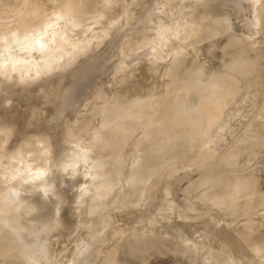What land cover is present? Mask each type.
I'll use <instances>...</instances> for the list:
<instances>
[{
  "label": "rangeland",
  "instance_id": "374dc122",
  "mask_svg": "<svg viewBox=\"0 0 264 264\" xmlns=\"http://www.w3.org/2000/svg\"><path fill=\"white\" fill-rule=\"evenodd\" d=\"M0 10V264H264V0Z\"/></svg>",
  "mask_w": 264,
  "mask_h": 264
},
{
  "label": "bare ground",
  "instance_id": "6f19581e",
  "mask_svg": "<svg viewBox=\"0 0 264 264\" xmlns=\"http://www.w3.org/2000/svg\"><path fill=\"white\" fill-rule=\"evenodd\" d=\"M15 1H16V0H15ZM39 1L42 2V0H39ZM52 1H53V0H52ZM100 1H101V0H100ZM7 2H8V1H7ZM13 2H14V1H13ZM68 2H69V1H68ZM94 2H95V1H94ZM10 3H11V2H10ZM66 3H67V2H66ZM75 3H76V2H75ZM77 3H78V0H77ZM87 3H88V2H87ZM31 4H32V3H31ZM73 4H74V3H73ZM19 5H20V4H19ZM33 5H34V4H33ZM55 5H56V4H55ZM67 5H68V4H67ZM67 5H66V6H67ZM82 5H83V3H82ZM9 6H10V5H9ZM56 6H57V5H56ZM58 6H59V5H58ZM1 7H2V5H1ZM4 7H5V6H4ZM70 7H71V6H70ZM74 7H75V6H74ZM21 8H22V7H21ZM68 8H69V7H68ZM12 9H13V8H12ZM14 9H15V8H14ZM14 9H13V10H14ZM27 9H28V8H27ZM3 10H4V9H3ZM13 10H11V11H13ZM78 10H79V9H78ZM0 11H1V10H0ZM35 11H36V10H35ZM6 12H7V10H6ZM65 12H67V11H65ZM68 12H69V11H68ZM12 13H13V12H12ZM69 13H70V12H69ZM13 14H14V13H13ZM44 14H45V13H44ZM53 14H54V13H53ZM62 14H63V12H62ZM70 14H72V13H70ZM70 14H69V15H70ZM73 14H74V13H73ZM14 15H15V14H14ZM59 15H61V14H59ZM65 15H66V14H65ZM1 16H2V15H1ZM70 17H71V16H70ZM75 17H76V16H75ZM9 18H10V17H9ZM25 18H27V17H25ZM31 18H33V16H32ZM34 18H36V17L34 16ZM34 18H33V19H34ZM39 18H40V16H39ZM39 18H36V19H39ZM61 18L63 19L62 16H61ZM65 18H66V17H65ZM67 18H68V17H67ZM77 18H78V17H77ZM89 18H90V17H89ZM91 18H92V17H91ZM18 19H19V17H18ZM69 19H70V18H69ZM73 19H74V17H73ZM16 20H17V19H16ZM86 20H87V19H86ZM89 20H91V19H89ZM31 21H32V20H31ZM31 21H30V22H31ZM38 21H40V20H38ZM67 21H68V20H67ZM81 21H82V20H81ZM0 22H1V21H0ZM10 22H11V21H10ZM14 22H15V21H14ZM65 22H66V21H65ZM85 22H86V21H85ZM85 22H83V23H85ZM89 22H90V21H89ZM32 23H33V22H32ZM39 23H40V22H39ZM39 23H38V24H39ZM81 23H82V22H81ZM19 24H20V23H19ZM24 24H26V23H24ZM30 24H31V23H30ZM36 24H37V22H36ZM42 24H43V23H42ZM48 24H49V22H48ZM96 24H97V23H96ZM46 25H47V23H46ZM91 25H93V24H91ZM21 26H22V25H21ZM21 26H18L19 28L16 26L18 29H16V27H14V28H15L14 31H13L14 34H13V32H11V34L13 35V36L11 35L12 37H11L10 34H9L10 32H8L9 35L5 34V33H7V32L4 33V35H6V36H4V38H6V37L10 38V37H11L10 39H7V41H6V39L2 38V37H3V34L1 33L0 38H2V40L0 39V43H1L0 45H1V46L4 45V44L2 45V41H3V40H5V42L3 41L4 43H6V42H8V41H9L8 43H12V42L15 43L16 41H17V43H18V39H19V38L22 39V37L24 36L23 33H24V34H30V33H34V32H35V27H34V26H33L34 28H33V27H30V26H26V27H25V26L21 27ZM70 27H72V26H70ZM198 27H199V26H198ZM261 27H262V26H261ZM20 28H21V30H19ZM64 28H65V27H64ZM52 29H53V28H52ZM15 30H16V32H15ZM78 31H79V30H78ZM98 31H99V30H98ZM61 32H63V31H61ZM35 33H36V32H35ZM106 33H107V32H106ZM22 35H23V36H22ZM53 35H54V34H53ZM9 36H10V37H9ZM20 36H22V37H20ZM63 36H64V35H63ZM26 37H27V36H26ZM33 37H35V36L33 35ZM38 37H39V36H38ZM91 37H93V36H91ZM29 38H31V37H29ZM36 38H37V37H36ZM88 38H89V37H88ZM34 39H35V38H34ZM34 39H31V41H32V40L34 41ZM93 39H94V38H93ZM19 41H21V40H19ZM8 43H7V45H8ZM13 43H12V44H13ZM31 43H33V42H31ZM31 43L29 42L30 45H31ZM35 43H36V42H35ZM41 43H42V45H41V46H38V49H37V46H36L35 49H37V50L40 49V50H41L42 47L46 44V43L43 44L44 41H41V39H40V44H41ZM53 43H54V42H53ZM55 43H56V42H55ZM88 43H89V42H88ZM12 44H11V45H12ZM18 44H19V43H18ZM27 44H28V43H27ZM27 44H26V47H29V44H28V46H27ZM33 44H34V43H33ZM33 44H32V46H34ZM11 45H8V46H11ZM1 46H0V47H1ZM5 46H6V44H5ZM49 46H50V45H49ZM22 47H23V48H22ZM24 47H25V46H21V48H17V50H18V49L23 50ZM30 47H31V46H30ZM34 47H35V46H34ZM34 47H33V48H30V49H34ZM10 48H11L10 51H13L14 48H15V46L13 45V46H11ZM10 48H9V49H10ZM4 49H7V48L3 46V50H4ZM30 49H27V51L30 50ZM50 49H51V47H50ZM56 49H57V48H56ZM73 49H74V48H73ZM3 50H2V48L0 49V53H1V54H3V53H2ZM17 50L15 49L14 51L17 52ZM20 50H19V53H22ZM25 50H26V48L24 49V52H23V53L27 52V51H25ZM37 50H36V51H37ZM4 51H6V50H4ZM4 51H3V52H4ZM8 51H9V50H8ZM33 51H34V50H33ZM33 51L31 50V53H32ZM72 51H73V50H72ZM28 52H29V51H28ZM28 52H27V53H28ZM34 52H35V51H34ZM34 52H33V55L35 56L36 53H34ZM244 52H245V51H244ZM8 53H9V52H8ZM23 53H22V54H23ZM27 53H25V54H23V55H25V57H28V56L30 55L29 57L33 59V56L31 55V53L29 52V53H30L29 55H28ZM38 53H39V52H38ZM48 53H49V52H48ZM70 53H71V52H70ZM1 54H0V55H1ZM4 54L6 55V53H4ZM10 54H11V55L13 54L12 56H14V55H16V54H17L18 56H19V55H22V54H18V53H15V54H14V52H13V53L10 52ZM10 54L7 55V57L11 56ZM50 54H51V53H50ZM66 54H67V53H66ZM68 54H69V53H68ZM71 54H72V53H71ZM73 54H74V52H73ZM73 54H72V55H73ZM83 54H84V53H83ZM229 54H231V53H229ZM17 55H16L15 57H17ZM27 55H28V56H27ZM42 55H43V54H42ZM46 55H47L46 57L44 56L45 59H43V61L41 60V62H42L41 64H42V65L40 64V62H36L38 65H39V64L41 65V66H38V65H37L38 67H40V69H39L38 67L35 68V71H36L37 73H38V71L41 70V67L43 66L44 63H45L44 65L46 66V65H47L46 63H47L49 60L52 59V58H51V55H49V54H46ZM56 55H57V54H56ZM31 56H32V57H31ZM36 56H38V54H37ZM36 56H35V57H36ZM39 56H41V55H39ZM39 56H38V57H39ZM69 56H70V55H69ZM2 57H3V56L1 55V58H2ZM4 57H5V56H4ZM15 57H14V58H15ZM29 57H28V59H29ZM38 57H36V58H38ZM62 57H63V56H62ZM256 57H257V56H256ZM1 58H0V69H2V68L4 69V68H5L4 71L6 70V68H8V66H10L11 68L15 67V66H16V65H15L16 62H17V64H18V63H21V65H24L25 62L27 61L26 64L30 65V67H31V65H32V64H31L32 62H31L30 64L28 63V62H30V61H32V60L29 59V61H28L27 58H24V59H25V61H23L24 64H23L22 62H19L21 59H18V58H15V60L13 61L14 58L11 57L12 60H10V62L8 61L10 58H9L8 60L5 59V58H4V60H3V58H2V59H1ZM19 58H20V57H19ZM50 58H51V59H50ZM59 58H61V57H59ZM248 58H249V57H248ZM16 59H17L18 61H16ZM24 59H22V60H24ZM5 60H6V61H5ZM22 60H21V61H22ZM34 60H35V58H34ZM248 60H250V59H248ZM239 61H240V60H239ZM239 61H237V62H239ZM8 62H9V63H8ZM33 62H35V61H33ZM36 63H35V64L33 63L34 65H32V69H33V66L36 67ZM69 64H70V63H69ZM177 64H178V63H177ZM233 64H234V63H233ZM238 64H240V62H239ZM4 65H5V67H4ZM28 65H27V66H26V65L22 66V67H24L23 69H24L26 72H27L28 69H30V68H28V67H29ZM193 65H194V64H193ZM234 65H235V64H234ZM1 66H3V67L1 68ZM180 66H181V65H180ZM253 66H254V65H253ZM17 67H18V65L16 66V68H17ZM172 67H173V66H172ZM43 68H44V67H43ZM43 68H42V69H43ZM36 69H38V70H36ZM191 69H192V68H191ZM12 70H13V69H12ZM31 71H32V70H31ZM7 72H9V71H7ZM48 72H49V71H48ZM189 72H190V71H189ZM24 73H25V72H24ZM190 73H191V72H190ZM227 74H228V73H227ZM235 74H236V73H235ZM198 75H199V74H198ZM18 76H19V74H18ZM18 76L15 77V81H16L17 78H18V79H19V78H20V79L23 78L22 75H20L19 77H18ZM196 76H197V75H196ZM234 76H235V75H234ZM18 79H17V80H18ZM181 83H182V82H181ZM179 84H180V83H179ZM102 97H103V96H102ZM213 100H214V99H213ZM262 103H263V102H262ZM173 104H174V103H173ZM102 105H103V104H102ZM195 109H196V108H195ZM213 110H214V109H213ZM257 110H258V109H257ZM208 111H209V110H208ZM58 114H59V113H58ZM59 115H60V114H59ZM190 115H191V114H190ZM206 118H207V117H206ZM87 121H88V120H87ZM87 121H85L84 123H87ZM90 122H91V121H90ZM150 123H151V122H150ZM67 124H68V121H67ZM67 124H66V125H67ZM90 124H91V123H90ZM68 126H69V125H68ZM91 126H92V125H91ZM6 130H7V129H6ZM64 130H66V128H65ZM69 130H71V129L69 128ZM69 130H68V131H69ZM171 130H172V129H171ZM0 131H1V130H0ZM3 132H4V131H3ZM64 132H65V131H64ZM67 133H68V132H67ZM96 134H97V133H96ZM67 135H68V134H66V136H67ZM109 135H110V134H109ZM47 136H48V135H47ZM66 136H65V138H66ZM75 136H76V135H75ZM41 137H42V136H41ZM44 137H45V136H44ZM171 137H172V136H171ZM23 138H25V137H23ZM94 138H95V137H94ZM42 139H45V138H42ZM50 139H51V138H50ZM95 139H96V138H95ZM21 140H24V139H21ZM31 140H32V139H31ZM39 140H40V139H39ZM93 140H94V139H93ZM248 140H249V139H248ZM19 141H20V140H19ZM40 141H42V140H40ZM46 141H47V140L45 139V142H44V143H46V144L48 145V143H47ZM78 141H80V140H78ZM97 141H98V140H97ZM106 141H107V140H106ZM21 142H22V141H21ZM31 142H32V141H30V143H31ZM50 143H51V142H50ZM31 144H32V143H31ZM41 144H42V143H41ZM46 144H45V146H46ZM76 144H77V142H76ZM32 145H33V144H32ZM204 146H205V145H204ZM260 146H261V145H260ZM48 147H49V146H48ZM51 147H52V144H51ZM51 147H50V148H51ZM45 149H46V148H44L43 151H45ZM136 149H137V148H136ZM47 150H48V149H47ZM51 150H52V149H51ZM65 150H67V149H65ZM39 151H40V150H39ZM67 151H68V150H67ZM71 152H72V151H71ZM41 153H42V152H41ZM50 153H52V152H50ZM66 153H68V152H66ZM72 153H73V152H72ZM90 153H91V152H90ZM38 154H40V152H38ZM38 154H37V155H38ZM48 154H49V153H48ZM50 155H51V154H50ZM39 156L42 157V155H38V157H39ZM51 156H52V155H51ZM51 156H50V157H51ZM53 156H54V155H53ZM64 156H65V155H64ZM66 156H67V155H66ZM73 156H74V155H73ZM48 157H49V156H48ZM48 157H47V159H48ZM50 157H49V158H50ZM67 157H68V156H67ZM51 158H52V157H51ZM51 158H50V159H51ZM4 159L6 160V158H3V160H4ZM60 159H61V158H60ZM36 160H37V159H36ZM44 160L46 161V159H44ZM38 161H39V160H38ZM40 161H41V160H40ZM52 161H53V160H52ZM46 162H49V160L46 161ZM240 162H241V161H240ZM41 163L43 164V161H42ZM53 163H54V162H53ZM97 163H98V162H97ZM6 165H8V164H6ZM50 165H51V163H50ZM72 166H74V165H72ZM3 167H4V166H3ZM1 168H2V167H1ZM4 168H5V167H4ZM5 170H6V169H5ZM248 177H249V176H248ZM248 177H246L247 180H248ZM251 177H254V178H255V180H252V182H254V181L257 182V180H258L257 177H255V176H251ZM246 178H245V179H246ZM256 178H257V180H256ZM245 179H244V180H245ZM251 179H253V178H251ZM245 181H246V180H245ZM248 181H251V180H250V177H249V180H248ZM242 182H243V181H242ZM238 183H239V182H238ZM243 183H244V185L247 184V182H246V183L243 182ZM243 183H242V184H243ZM248 183L251 185L250 182H248ZM242 184H240V186H238V187H239L238 189H240V191L236 188V190L239 191V192H237V194H239V193L241 192V188H240V187H241ZM249 184H247V186H248ZM252 184H253V183H252ZM258 184H259V183H258ZM4 185H5V184H4ZM244 185H242V186H243L244 188H246L247 186L245 187ZM209 186H210V185H209ZM221 186H222V185H221ZM252 186L255 187V186H256V183H254V185H252ZM252 186H248V187L251 189ZM207 187H208V186H207ZM243 187H242V192L245 191V190L243 189ZM256 187H257V186H256ZM256 187H255V188H256ZM205 188H206V187H205ZM214 188H215V187H214ZM252 188H253V187H252ZM255 188H253L254 191H255ZM246 189H248V188H246ZM253 189H252V191H253ZM234 190H235V189H234ZM243 190H244V191H243ZM250 191H251V190H250ZM252 191L250 192V194H253V193L258 192L257 189H256L255 192L253 191V193H252ZM242 192H241V193H242ZM230 193L232 194V192H230ZM233 193H234V191H233ZM235 193H236V191H235ZM235 193H234V194H235ZM246 193H249V189H248L247 191H245V194H246ZM228 194H229V192H228ZM228 194H227V196H226L227 198H228ZM243 194H244V193H243ZM99 195H102V193H100ZM99 195H98V196H99ZM224 196H225V195H224ZM229 196H230V195H229ZM232 196H235V195H231V198H232ZM236 196H238V195H236ZM236 196H235V197H236ZM257 196H258V195H257ZM253 197H254V196H253ZM233 198H234V197H233ZM233 198H232V199H233ZM235 199H236V198H235ZM244 199H245V198H244ZM233 200H234V199H233ZM221 201H222V199H221ZM256 202H257V201H256ZM262 202H263V201H262ZM257 204H258V203H257ZM232 206H233V205H232ZM247 214H248V213H247ZM259 221H260V220H259ZM250 223H251V222H250ZM257 223H258V222H257ZM249 225H250V224H249ZM249 225H247V226L249 227ZM253 225H254V224H253ZM251 227H253V226H251ZM255 228H256V226H255ZM255 228H253V229H255ZM244 229H246V230H250V229H247V228H244ZM244 231H245V230H244ZM251 231H254V232H255V230H251ZM252 233H253V232H252ZM256 234H257V232H256ZM248 237H249V236H248ZM247 248H248V247H247ZM109 254H111V253H109ZM114 254H115V253H114ZM114 254H112V256H113ZM258 254H259V253H258ZM109 256H110V255H109ZM112 256H111V257H112ZM114 257H115V255H114ZM107 258H108V257H107ZM110 259H111V258H110ZM108 261H109V260H107V263L110 264L111 262H108ZM107 263H106V261L104 262V264H107ZM123 264H124V263H123Z\"/></svg>",
  "mask_w": 264,
  "mask_h": 264
},
{
  "label": "water",
  "instance_id": "95a60500",
  "mask_svg": "<svg viewBox=\"0 0 264 264\" xmlns=\"http://www.w3.org/2000/svg\"><path fill=\"white\" fill-rule=\"evenodd\" d=\"M80 77L82 78V77H83V74H81ZM91 78H92V77H91ZM91 78H90V79H91ZM82 79H85V81L88 82L89 77L82 78ZM84 85H85V84H84ZM70 90H71V91H70ZM70 90H68V92H72V96H73V94H74V90H73V86H72V84H71V86H70Z\"/></svg>",
  "mask_w": 264,
  "mask_h": 264
}]
</instances>
